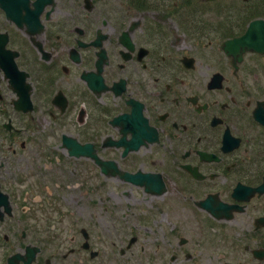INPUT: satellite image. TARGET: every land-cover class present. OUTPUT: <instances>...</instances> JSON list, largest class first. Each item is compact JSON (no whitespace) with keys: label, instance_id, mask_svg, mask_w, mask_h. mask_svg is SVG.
<instances>
[{"label":"flooded vegetation","instance_id":"flooded-vegetation-1","mask_svg":"<svg viewBox=\"0 0 264 264\" xmlns=\"http://www.w3.org/2000/svg\"><path fill=\"white\" fill-rule=\"evenodd\" d=\"M249 10L0 0V264H264V58L220 49Z\"/></svg>","mask_w":264,"mask_h":264},{"label":"rangeland","instance_id":"rangeland-1","mask_svg":"<svg viewBox=\"0 0 264 264\" xmlns=\"http://www.w3.org/2000/svg\"><path fill=\"white\" fill-rule=\"evenodd\" d=\"M264 0H251V4H254V3H257V2H263ZM259 8L256 7L254 9V14H252L253 17L257 16L258 13H257V10ZM207 16V19H208V15H205ZM224 39V38H223ZM222 42V41H221ZM225 57V54L222 52L221 53V58ZM66 158V157H65ZM57 159H60V161H57ZM62 156H58L56 158L53 159V162H54V168L56 170H61L64 174H67V180H68V183L71 184V186L69 187V191H72V194H81L83 191H82V187L79 188L77 187L76 183H78V176L77 177H73V174H75L74 170L71 169V173L69 172L68 170V166L64 165L63 164V160H62ZM67 160V158H66ZM73 171V172H72ZM111 191H116V192H121L123 190H125V187L122 185V187L120 189H114L112 186L110 188ZM132 194L135 195V199L136 200H142L144 201L143 199L146 198V196L141 192V190H133L131 191ZM123 209L122 211H117L115 213L111 212V209L107 210L106 209V206L104 205H101L100 208L98 209V211H100L101 213H103L104 215V222L107 221L109 224H116L117 222H120V220L123 218V223L125 224H128L129 222L133 221V219L135 218H138L139 216L140 217H146L147 215H145L144 213H138L136 211L133 210V204H131L132 208L130 209H126L127 207V204H129L130 202L128 200H123ZM132 202V200H130ZM153 201V200H151ZM99 204V203H98ZM96 204V205H98ZM151 213L150 215L153 217L155 214H157V211L154 210V209H150ZM28 217H31V212L30 210L27 211V214H26ZM144 215V216H143ZM59 216V215H58ZM74 219H77L81 224L84 223L87 225L88 221H89V216L88 214H86L84 217H80L78 216L77 214L76 215H71V221H73ZM70 219H68L69 221ZM114 220V221H113ZM91 218H90V222H91ZM71 224H68V223H59V227L61 228H68ZM59 231V230H58ZM57 231V232H58ZM152 231H155V232H158L160 236H162L163 234V229L161 231H159L157 228H152Z\"/></svg>","mask_w":264,"mask_h":264},{"label":"water","instance_id":"water-1","mask_svg":"<svg viewBox=\"0 0 264 264\" xmlns=\"http://www.w3.org/2000/svg\"><path fill=\"white\" fill-rule=\"evenodd\" d=\"M264 21L255 20L250 24L246 33L232 41L224 43L223 47L230 57L238 56L241 61L245 51L250 50L253 52L264 51Z\"/></svg>","mask_w":264,"mask_h":264}]
</instances>
